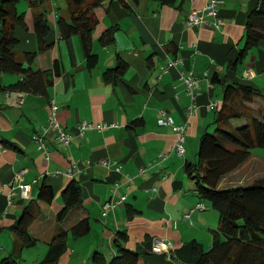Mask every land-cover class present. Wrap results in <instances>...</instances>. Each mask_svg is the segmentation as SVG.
<instances>
[{
  "label": "crops",
  "instance_id": "crops-1",
  "mask_svg": "<svg viewBox=\"0 0 264 264\" xmlns=\"http://www.w3.org/2000/svg\"><path fill=\"white\" fill-rule=\"evenodd\" d=\"M207 1L109 0L95 10L99 24L93 32V52L99 60L92 68L81 35L64 38L57 27L59 16L70 18L68 4L62 8L59 0H48L32 7L27 1L29 7L24 9L28 27L16 29L20 40L17 56L23 60L25 52H37L32 64L35 70L53 69L58 61L61 74L53 77L47 93L14 88L22 79L16 73L1 76L0 187L13 182L16 173L26 168L23 182L31 188V198L17 195L11 204L9 189L0 192V234H11L15 241L12 251L19 250L22 243L11 227L25 205L37 197L43 181L51 184L55 199L50 204L39 201L43 211L30 231L45 243L51 240L62 191L73 178L81 185L84 204L73 210L63 225L69 228L90 216L92 230L80 238L70 236L69 248L58 264H99L93 259L95 250L111 259L119 229L127 230L129 248L154 238L174 244L173 258L158 252L145 256L151 264H195V248L201 252L210 248L218 228L214 212H206L205 206L192 212L190 219L183 218L185 212L202 203L185 165L196 161L200 138L214 125L222 102L224 88L213 84L215 73L252 84L263 93L258 97L264 99V85L254 81L264 76V42L248 52L237 64V71L230 69L229 61H236L245 46L247 16L259 0H225L220 9V28L186 25L189 13L203 9ZM44 9L52 27L50 47L39 51L34 16ZM110 27L115 28V41L103 45L100 36ZM120 58L127 69L107 80L105 71L114 68ZM170 61L175 64L163 73ZM250 69L251 77L246 74ZM190 72L198 77L196 103L184 80ZM53 99L59 106V122L73 135L68 146L43 131ZM215 102L218 107L210 109ZM161 110H166L176 124L186 125L184 155L176 151L178 134L173 126L159 123ZM84 119L116 126L89 130L82 136L79 124ZM139 120L142 124L134 123ZM36 135L45 137L49 158L46 151L38 149ZM105 159L112 163L105 166ZM114 161L121 164L120 170ZM70 167L73 175L67 173ZM123 195L126 202L103 216L104 202ZM132 211L135 213L130 217Z\"/></svg>",
  "mask_w": 264,
  "mask_h": 264
},
{
  "label": "trees",
  "instance_id": "trees-1",
  "mask_svg": "<svg viewBox=\"0 0 264 264\" xmlns=\"http://www.w3.org/2000/svg\"><path fill=\"white\" fill-rule=\"evenodd\" d=\"M22 0H0V88L1 76L18 74L22 79L14 88L29 92L47 93L53 77L61 74V66L55 62L53 69L35 70L32 66L37 52H25L22 60L17 56L20 40L17 27L27 28L25 14L18 5ZM32 7H39L48 0H26ZM70 18L59 16L57 27L64 38L80 34L90 68L99 60L93 52V32L99 24L96 8L109 0H66ZM35 32L39 51L50 47L48 36L52 27L47 11L40 10L34 16ZM245 46L239 51L236 61H229V68L237 71V64L250 50L264 42V0L252 9L246 21ZM115 28L110 27L100 36L103 45L115 41ZM127 63L121 58L114 68L105 71L107 80L124 73ZM51 78V79H50ZM213 84L223 86L224 92L220 108L217 110L214 133L205 132L200 138L196 161H187L185 170L195 183L201 200L211 202L220 214L219 226L214 230L212 244L204 251L196 250L195 264H264V177L246 185H225L224 178L242 167L251 158L253 149L264 148V117L251 113L248 102L263 93L252 84L231 81L227 76L215 73ZM218 107V106H217ZM143 120L134 123L142 124ZM11 146L15 144L9 142ZM55 199L51 184L43 181L38 187L37 197L23 208L13 226V231L21 239L19 250L12 251L0 259V264H23V249L36 247L39 239L31 234L30 227L42 214L39 201L50 204ZM62 206L57 211V226L48 244V252L36 260V264H58L67 252L70 236L80 238L92 230L90 216L74 222L69 228L63 222L69 214L84 204L81 185L73 178L61 194ZM135 211L130 212V217ZM126 229L116 231L114 245L116 253L111 259L95 250L93 259L99 264H151L145 256L154 254L153 239L145 240L135 249L129 248ZM175 250V249H174ZM175 254V253H174ZM166 255V254H165ZM144 260V262H143Z\"/></svg>",
  "mask_w": 264,
  "mask_h": 264
},
{
  "label": "built area",
  "instance_id": "built-area-1",
  "mask_svg": "<svg viewBox=\"0 0 264 264\" xmlns=\"http://www.w3.org/2000/svg\"><path fill=\"white\" fill-rule=\"evenodd\" d=\"M225 4V0H208L205 7L203 9H194L192 10L186 20V25L190 27L195 26H210L213 28H220L223 24L222 18L220 16V9ZM169 66L163 67L162 72L168 71V69L175 64V61H170ZM247 76L251 77L253 75V71L247 70ZM186 83V89L191 96L194 103H196V99L198 98L199 91H198V77L190 72L187 76L184 77ZM20 102H24V99H20ZM218 106V102L211 103L209 105L210 109H214ZM58 110L59 106L56 101L53 99L51 100L50 105V112L48 116V123L43 126L44 134H54L55 139L64 146L70 145L73 135L70 131L67 130L58 120ZM159 123L162 125H172L176 133L178 134V139L176 143V151L180 155H184L185 153V142H186V133L187 128L186 125H179L174 122V119L168 115L166 110H161L159 116ZM109 126H116V124H106V123H95L90 122L86 119L82 120L79 124L80 134L83 136L86 131L89 130H99L102 131L103 129ZM35 139L37 140V146L39 150L46 151L47 158H49L50 154L48 151V147L46 144L45 137L42 135H36ZM164 154H160V157H163ZM112 163L110 159L102 160V164L105 166H109ZM117 165V170L121 169V164L114 161ZM27 172L26 168L20 169L14 178L13 182L10 183H3L0 187V192L3 189H9V203H12L13 198L17 195L20 196L22 199H29L31 198V188L30 185L23 182L24 176ZM57 173H63L62 170H58ZM69 175H73V168L70 167L67 171ZM127 200V196L123 195L119 198L112 197L111 199L104 202L102 206V214L103 216H107L111 211L117 210V208L121 207ZM200 209L204 210L205 205L202 203L197 204L193 207L190 211L185 212L183 215L184 219H190L192 212L195 210ZM153 249L155 252L164 253L168 258L174 257V244L162 238H154L153 239Z\"/></svg>",
  "mask_w": 264,
  "mask_h": 264
},
{
  "label": "rangeland",
  "instance_id": "rangeland-1",
  "mask_svg": "<svg viewBox=\"0 0 264 264\" xmlns=\"http://www.w3.org/2000/svg\"><path fill=\"white\" fill-rule=\"evenodd\" d=\"M59 1L60 6L62 8H66V0ZM25 7L26 9L29 7L28 2L26 0H22L18 5V9L20 12H23L25 11ZM254 81L260 85H264V76ZM247 104L251 108V113H254V115L257 114L259 117H261V119L264 117V99L262 97L256 96L253 102H248ZM215 127L216 125L214 124L209 132L214 133L216 129ZM198 150L199 147L197 146V152ZM261 177H264V148H255L253 149L251 158L246 162V164L224 178V184L246 185ZM202 203H204L207 208L206 212L208 211L211 213L212 210V212H214V214L217 216L216 225L219 226V212L213 209L210 201L202 200ZM14 245L15 241H13V238H11L10 233L7 232L0 234V257L10 253L9 251H12L11 249L14 248ZM48 249V244L43 242V240H39L36 247L23 249V259L20 261L23 262V264H36L35 260L37 257H44L47 254Z\"/></svg>",
  "mask_w": 264,
  "mask_h": 264
}]
</instances>
